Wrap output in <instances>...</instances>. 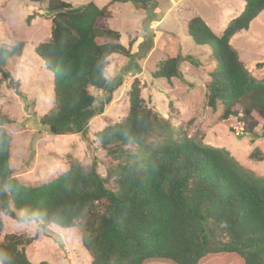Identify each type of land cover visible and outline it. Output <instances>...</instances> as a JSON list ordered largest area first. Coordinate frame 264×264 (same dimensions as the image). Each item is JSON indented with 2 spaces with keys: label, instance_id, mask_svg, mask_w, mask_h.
<instances>
[{
  "label": "trees",
  "instance_id": "1",
  "mask_svg": "<svg viewBox=\"0 0 264 264\" xmlns=\"http://www.w3.org/2000/svg\"><path fill=\"white\" fill-rule=\"evenodd\" d=\"M155 1L111 0L99 8L92 2L73 6L47 0L50 38L34 52L53 78L54 108L39 119L49 135L80 134L87 141L89 122L103 113L114 91L104 75L107 59L132 57L130 43L123 47L118 32L96 23L108 17L114 3L145 7ZM263 10L264 0H245L242 12L220 36L199 17L186 27L195 45L210 47L216 63L204 103L212 111L220 105V122L236 118L251 136L257 126L252 113L264 121V81L247 72L230 41L247 31ZM20 54L19 44L10 50L0 47V79H10L5 63ZM192 59L184 57L190 64ZM181 61L178 56L161 62L153 77L180 79ZM89 88L102 93L101 98ZM140 92L134 80L127 116L95 134L100 148L116 162L105 176L96 171L95 161L89 168L74 161L48 183L22 185L9 167L11 138L0 130V214L41 229H73L82 221L81 245L90 264H199L221 254L236 255L243 264H264V179L245 170L224 149L175 130L169 118L146 106ZM11 123L0 114V129ZM261 152L257 159L263 162ZM31 242L22 236L4 237L0 264H32L24 252Z\"/></svg>",
  "mask_w": 264,
  "mask_h": 264
},
{
  "label": "rangeland",
  "instance_id": "2",
  "mask_svg": "<svg viewBox=\"0 0 264 264\" xmlns=\"http://www.w3.org/2000/svg\"><path fill=\"white\" fill-rule=\"evenodd\" d=\"M80 6L89 2L101 8L111 0H61ZM245 0H156L145 6L114 3L108 7V17L99 19L98 28H109L120 35L118 43L131 44L132 57L112 55L107 59L105 78L114 88L111 102L100 116L87 126L88 139L80 134L53 136L39 119L54 108L52 75L34 48L50 38L51 20L46 12L47 0L30 4L27 0H0V47L8 50L21 45L19 58L5 63L9 80L0 79V114L11 124L0 130L10 136L9 167L13 178L25 186L48 183L67 171L76 161L106 175L116 164L100 148L95 134L108 125L121 122L128 114L129 93L134 80L139 82L140 96L148 108L161 117L169 118L172 127L188 137L201 140L212 148L224 149L245 170L264 179V161L258 156L264 150V121L252 113L257 123L254 136L245 133L236 118L220 122L222 109L212 111L204 103L207 85L216 63L208 46H197L186 33L189 21L199 17L215 36H220L227 24L243 10ZM103 42L108 40L103 39ZM240 62L256 80L264 81V10L249 25L247 31L236 34L230 41ZM180 56V79L170 82L154 78L161 62ZM191 56L193 64L184 60ZM99 99L102 93L89 88ZM236 132L239 135L236 136ZM110 187V185L108 186ZM3 230L0 241L16 235L32 239L24 252L29 262L39 264H90L91 257L81 245L82 221L73 229L36 223H16L0 214ZM146 264H173L169 261H148ZM199 264H243L236 255H211Z\"/></svg>",
  "mask_w": 264,
  "mask_h": 264
},
{
  "label": "built area",
  "instance_id": "3",
  "mask_svg": "<svg viewBox=\"0 0 264 264\" xmlns=\"http://www.w3.org/2000/svg\"><path fill=\"white\" fill-rule=\"evenodd\" d=\"M236 136H238L239 135V132H236V134H235Z\"/></svg>",
  "mask_w": 264,
  "mask_h": 264
}]
</instances>
